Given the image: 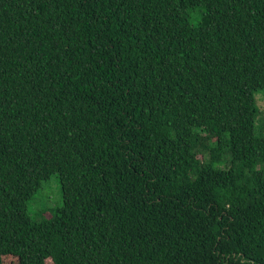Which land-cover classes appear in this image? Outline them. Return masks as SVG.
<instances>
[{
	"label": "trees",
	"instance_id": "trees-1",
	"mask_svg": "<svg viewBox=\"0 0 264 264\" xmlns=\"http://www.w3.org/2000/svg\"><path fill=\"white\" fill-rule=\"evenodd\" d=\"M260 89L264 0H0V264H264Z\"/></svg>",
	"mask_w": 264,
	"mask_h": 264
},
{
	"label": "rangeland",
	"instance_id": "rangeland-1",
	"mask_svg": "<svg viewBox=\"0 0 264 264\" xmlns=\"http://www.w3.org/2000/svg\"><path fill=\"white\" fill-rule=\"evenodd\" d=\"M256 98H257L258 105L261 108V112H262V113H260V116L258 119L259 130L261 132H264V89H260L257 92ZM207 134H205V135H207ZM208 135L210 137V134H208ZM205 138H207V136ZM58 180L59 179L57 176H53V177H51L50 180L46 181L43 184V187L41 188V190L36 194L35 199L37 198V196H40L41 194H43V191H45L47 193V199L43 197L41 199L40 204L46 205L48 202H50V203L55 202V200L57 199V195L59 196V198L61 197V199H62V190H61V186H60V183ZM30 208H31L32 212L35 213V209L33 208V201L31 203ZM3 261L5 263L9 264V263L17 262L18 258L15 256H12V255H6L3 257ZM46 264H53V262L50 259H48Z\"/></svg>",
	"mask_w": 264,
	"mask_h": 264
}]
</instances>
